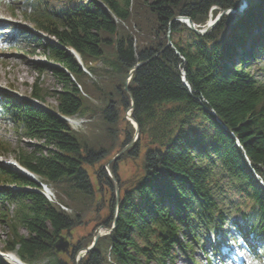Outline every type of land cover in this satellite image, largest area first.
Instances as JSON below:
<instances>
[{"label": "trees", "instance_id": "obj_1", "mask_svg": "<svg viewBox=\"0 0 264 264\" xmlns=\"http://www.w3.org/2000/svg\"><path fill=\"white\" fill-rule=\"evenodd\" d=\"M248 2L243 15H224L197 36L179 19L205 26L211 13L238 10L242 1L26 0L24 19L59 46L17 29L11 39L33 44V55L41 51L61 89L53 113L0 96V119L37 142L16 160L71 213L25 191L40 186L0 166V187L20 189L0 190L3 251L25 264H76L99 228L114 226L118 209L114 230L78 264H174L175 248L187 254L198 246L208 264H224L233 252L264 264V0ZM184 32L192 36L185 45L173 38ZM137 66L132 99L125 85ZM33 91L44 102L38 85ZM132 100L140 134L109 176L107 164L135 138ZM56 114L84 118V130ZM8 152L0 146V156ZM126 161L140 163L129 182L120 176ZM89 223L94 232L72 242ZM66 233L71 249L58 254L53 245Z\"/></svg>", "mask_w": 264, "mask_h": 264}, {"label": "rangeland", "instance_id": "obj_2", "mask_svg": "<svg viewBox=\"0 0 264 264\" xmlns=\"http://www.w3.org/2000/svg\"><path fill=\"white\" fill-rule=\"evenodd\" d=\"M152 1V0H147ZM16 2L17 11L15 12V17L11 16V8L13 4ZM24 0H0V21H7L11 26H15L14 28L19 31H27L31 32L30 24L23 19L24 13ZM201 28V26H198ZM33 30V29H32ZM12 33V32H10ZM14 33V32H13ZM39 35L44 40V34L31 32V35L36 36ZM174 40L176 42L182 41V44L192 42V36L189 32H184L180 35H174ZM6 38H4L5 40ZM2 40V38H0ZM3 41V40H2ZM1 41V43H2ZM0 49V96L12 97L17 101H22L26 103H35L38 106H43L48 110H54L57 107V103L53 97V93L59 91L61 89V85L58 83L56 78L52 75L49 67H54L55 65L49 63V60L45 58V56L41 53V51H37L38 53L35 55L31 54L33 49H35L34 45L30 46L27 43L22 42L19 46L20 50H12L7 49L6 45H1ZM37 50V49H36ZM263 62V61H262ZM258 63L259 66L264 67V63ZM43 66H47L44 68L43 72H39ZM34 85H38V87L44 92L45 99L44 102L36 101L33 98L34 93ZM76 122H83L82 118H73ZM73 128L79 129L80 127H76L72 125ZM85 125L82 126V130H84ZM37 142L24 140L21 138L20 134L16 132L13 125L6 123L2 119H0V146H5L9 151L7 156H0L1 160H16V153L19 149H24L29 151L31 148L29 144H36ZM124 155V154H123ZM122 155V156H123ZM121 156V157H122ZM120 157V158H121ZM114 159V158H113ZM140 163H135L131 161H126L120 165V176L122 181H130L133 180L135 176L139 173ZM138 169V170H137ZM137 180V179H136ZM135 180V181H136ZM134 181V182H135ZM133 182V183H134ZM132 185V184H131ZM55 191V190H54ZM57 195V193H56ZM99 205H97L98 208ZM14 207H10L12 211ZM1 216V211H0ZM96 223H89L86 227H80L72 233V242L78 241L80 238L88 236L92 232H94V227ZM7 233L6 227H4L0 222V250L2 251L4 248V240H6L5 234ZM22 234H25L23 230H21ZM183 237V238H182ZM181 237V240L185 242L184 236ZM230 250L229 248H225ZM205 251L209 252L210 248L208 245L205 247ZM175 261L174 264H207V258L201 251V247H195L194 251H188L187 254H182V252L175 248ZM226 264H254L251 262L250 257L246 255L238 254L236 259H228L224 260ZM156 264V263H150Z\"/></svg>", "mask_w": 264, "mask_h": 264}, {"label": "water", "instance_id": "obj_3", "mask_svg": "<svg viewBox=\"0 0 264 264\" xmlns=\"http://www.w3.org/2000/svg\"><path fill=\"white\" fill-rule=\"evenodd\" d=\"M243 2V5L241 6L240 9L238 10H226V11H222L220 12V14L216 17V19H214L213 21H209L204 27L202 28H199L198 26L195 25V23L189 19V18H180L179 21H182L192 32H194L197 36H206L208 35L213 29L214 27L219 23V21L221 20V18L224 16V15H228V14H231V13H238L240 15H243L244 12L247 10L248 8V5H249V2L248 0H241ZM172 44V41H171V37L169 36V41H168V45L167 46H171ZM139 66H137L130 74V77L128 79V81L126 82V85H125V91L129 92V89H128V84H129V80L130 78L132 77L133 75V72L138 68ZM185 84L188 86V84L185 82ZM188 88L190 89V87L188 86ZM131 98L133 99L132 95L130 94ZM133 107H134V102L132 100V108L129 110L128 112V121H131L132 124L134 125L135 129H136V134H135V138L134 140L128 145L126 146L119 154H117L114 159H112L108 164H107V167H109V165L113 162H116L123 154L126 153V151L133 145V143H135V141H137L138 137H139V134H140V129H139V126L138 124L133 120V118L131 117V112L133 110ZM29 177L33 178V176H31L29 174ZM114 182H115V189H116V198H117V204H119V197H120V189H119V184L118 182L115 181L114 179ZM141 184L138 183L137 186H140ZM116 219H117V214L115 216V223H114V226L112 229L110 230H106L104 228H101L102 231H107L108 233H111L114 228H115V224H116ZM102 231H99L96 235V237L94 238V241H93V244L90 248L86 249L87 252L91 251L95 246L96 244L98 243L99 239L101 237H103V233ZM69 249H70V242L68 240V234L65 235V236H60L59 239L57 240V242L53 245V250L58 253V254H67L69 252Z\"/></svg>", "mask_w": 264, "mask_h": 264}, {"label": "bare ground", "instance_id": "obj_4", "mask_svg": "<svg viewBox=\"0 0 264 264\" xmlns=\"http://www.w3.org/2000/svg\"><path fill=\"white\" fill-rule=\"evenodd\" d=\"M73 124L76 125L74 122H73ZM62 208L65 210L64 207H62ZM11 262L14 263V264H20V262L17 260V258L15 256L11 258Z\"/></svg>", "mask_w": 264, "mask_h": 264}, {"label": "built area", "instance_id": "obj_5", "mask_svg": "<svg viewBox=\"0 0 264 264\" xmlns=\"http://www.w3.org/2000/svg\"><path fill=\"white\" fill-rule=\"evenodd\" d=\"M52 195V194H51ZM65 210H67L66 208H65Z\"/></svg>", "mask_w": 264, "mask_h": 264}]
</instances>
